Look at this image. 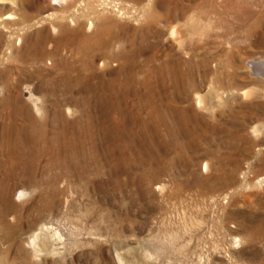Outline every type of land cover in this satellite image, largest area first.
<instances>
[{"label":"rangeland","instance_id":"obj_1","mask_svg":"<svg viewBox=\"0 0 264 264\" xmlns=\"http://www.w3.org/2000/svg\"><path fill=\"white\" fill-rule=\"evenodd\" d=\"M15 1L0 4V264H264V0H76L92 37L76 56L40 54L52 0ZM43 148L56 162L11 165ZM42 231L51 250L31 245Z\"/></svg>","mask_w":264,"mask_h":264},{"label":"bare ground","instance_id":"obj_2","mask_svg":"<svg viewBox=\"0 0 264 264\" xmlns=\"http://www.w3.org/2000/svg\"><path fill=\"white\" fill-rule=\"evenodd\" d=\"M51 3H52V5L57 6L56 13H58L59 15H56V14H54L53 16L50 15L48 18H46V19L44 18L43 22H40V24L42 23L41 25L43 26V24H45L46 22H49L51 25L52 34H58V36L57 35L56 36L49 35L46 32V28H43V30H41L40 33L38 34L39 36L37 39V42H38L37 46H38V49L40 50V54H41V56H45L46 54L48 55L49 49H54V51H56V52H58L61 49H64V50L65 49H71V51L76 56V52L80 53V51H82V48H81L82 43L87 45L88 41H90L92 39V37H89L84 32L83 25L80 22H77V20H76V13H75L76 4H77L76 0H52ZM0 4H2V5H8L9 4L11 6H15L16 1L15 0H0ZM16 18L17 17L13 13H8L7 15L4 16L5 20H15ZM68 19H69V22L71 25L67 24L65 22ZM1 22H2V20H0V25L3 24ZM41 25H39V26H41ZM89 25H90L89 26V29H90L92 23H90ZM4 26H5V24H4ZM87 29H88V27H87ZM178 30L181 31V29H178ZM180 31H178V33H180ZM175 33L177 34L176 31H174V35H175ZM98 38H100V37H98ZM20 40H21V37H19L17 41H20ZM109 41H111V39H107L104 43H106L108 45ZM99 46H101V45H99ZM8 50L10 51V49H8ZM4 54L5 53H3V55ZM259 65H261V64H259ZM72 66L75 69L76 66L68 65V67H72ZM32 91L33 90L31 89L30 86L27 87L28 98L31 101H33L35 108H36V111L38 113H41L42 109L39 105V99L35 97L34 92L32 93ZM199 101H200V99H199ZM47 139L48 138H46L45 134L39 138V140L42 142H43V140H45V143L48 142ZM48 153H51L53 155L52 161H55V158H58V153L60 155V152L56 153L53 150H47L46 148H43L38 152H33V151H25V152H20V153L18 152L15 160L12 161L11 165H13L14 167H20L21 165L22 166L28 165V163L30 161L31 162L32 161H39L40 158H43ZM22 194L25 195L26 193L22 192ZM43 229L44 228H42L41 230H43ZM43 231L41 234H38V233L33 234L32 238H31V245L34 247V249L36 251H43L44 249L51 250L55 244L56 240L54 239V236L53 237H50V236L46 237L45 234L47 232H43ZM124 257H121L124 264H136L132 257H127V258H126V256H124Z\"/></svg>","mask_w":264,"mask_h":264}]
</instances>
